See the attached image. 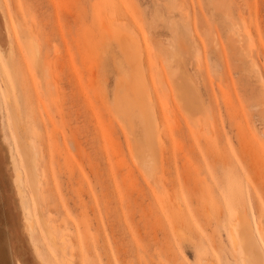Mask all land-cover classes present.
I'll list each match as a JSON object with an SVG mask.
<instances>
[{
  "label": "rangeland",
  "instance_id": "374dc122",
  "mask_svg": "<svg viewBox=\"0 0 264 264\" xmlns=\"http://www.w3.org/2000/svg\"><path fill=\"white\" fill-rule=\"evenodd\" d=\"M0 52V264H264V0H0Z\"/></svg>",
  "mask_w": 264,
  "mask_h": 264
},
{
  "label": "bare ground",
  "instance_id": "6f19581e",
  "mask_svg": "<svg viewBox=\"0 0 264 264\" xmlns=\"http://www.w3.org/2000/svg\"><path fill=\"white\" fill-rule=\"evenodd\" d=\"M17 25V24H16ZM107 30H108V32L110 31V27H108V28H106ZM118 34V33H117ZM120 34V33H119ZM125 35V34H124ZM126 37V36H125ZM124 37V38H125ZM127 37H128V35H127ZM130 38H132L131 36H130ZM126 39V38H125ZM122 40V39H121ZM121 40H119V41H121ZM33 48H34V46H33ZM11 51V50H10ZM32 52H34V50L32 51ZM1 53V52H0ZM29 54H31L30 52H28ZM35 53V52H34ZM130 53V52H129ZM33 54V53H32ZM36 54H37V50H36ZM125 55H127V54H125ZM129 55V54H128ZM133 55V54H132ZM132 57V56H131ZM149 137V136H148ZM147 138V137H146ZM147 140V139H146ZM28 152H29V150H28ZM11 153V152H10ZM13 158V157H12ZM17 173V175H18V177L20 176V172H16ZM34 171L30 168V169H28V173H27V178H28V180H29V182H30V185L32 186L34 183H33V180L35 179L34 178ZM17 180V179H16ZM18 186V185H17ZM32 187H34V186H32ZM38 187V186H37ZM31 188V187H30ZM19 191H21V189L19 188ZM19 193V192H18ZM38 211V210H37ZM39 216V215H38ZM41 218V217H40ZM39 218V219H40ZM27 219V218H26ZM42 219V218H41ZM44 222L46 223V221L44 220ZM26 223L28 224V225H31L32 226V223H30V222H28V221H26ZM26 224V225H27ZM44 224V223H43ZM251 226V225H250ZM27 228V227H26ZM29 231V230H28ZM48 233H50L49 231H47ZM47 233V234H48ZM50 234H52V233H50ZM49 235V234H48ZM47 235V236H48ZM50 236V235H49ZM48 236V237H49ZM52 236H54V235H52ZM30 237V236H29ZM234 238V242L235 243H239V236L237 235V234H235L234 236H233ZM246 238V237H245ZM51 239H53V238H49V240H51ZM53 242H54V240H52V244H53ZM246 247V246H245ZM36 250V249H35ZM245 250V254L247 255V256H249V257H252L253 259L255 258V256L257 255V252H258V250L257 249H255V250H253V248H251V246H249L247 249H244ZM257 258V257H256ZM41 264V263H40Z\"/></svg>",
  "mask_w": 264,
  "mask_h": 264
}]
</instances>
